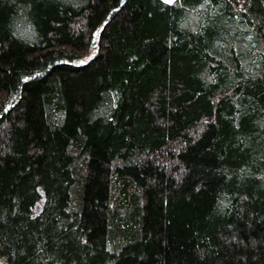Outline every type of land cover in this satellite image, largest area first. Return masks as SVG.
<instances>
[{
    "label": "trees",
    "instance_id": "obj_1",
    "mask_svg": "<svg viewBox=\"0 0 264 264\" xmlns=\"http://www.w3.org/2000/svg\"><path fill=\"white\" fill-rule=\"evenodd\" d=\"M0 264H264V0H0Z\"/></svg>",
    "mask_w": 264,
    "mask_h": 264
},
{
    "label": "water",
    "instance_id": "obj_2",
    "mask_svg": "<svg viewBox=\"0 0 264 264\" xmlns=\"http://www.w3.org/2000/svg\"><path fill=\"white\" fill-rule=\"evenodd\" d=\"M161 1H163L167 4H172V3L176 2L177 0H161Z\"/></svg>",
    "mask_w": 264,
    "mask_h": 264
},
{
    "label": "rangeland",
    "instance_id": "obj_3",
    "mask_svg": "<svg viewBox=\"0 0 264 264\" xmlns=\"http://www.w3.org/2000/svg\"><path fill=\"white\" fill-rule=\"evenodd\" d=\"M95 50H96V49H93V52H91V53H95Z\"/></svg>",
    "mask_w": 264,
    "mask_h": 264
}]
</instances>
